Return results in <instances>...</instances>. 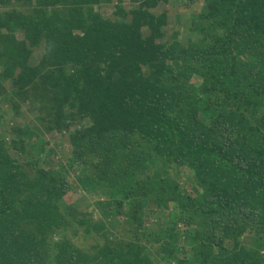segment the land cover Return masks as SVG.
<instances>
[{
  "label": "trees",
  "instance_id": "1",
  "mask_svg": "<svg viewBox=\"0 0 264 264\" xmlns=\"http://www.w3.org/2000/svg\"><path fill=\"white\" fill-rule=\"evenodd\" d=\"M114 1L0 0V264H264V0Z\"/></svg>",
  "mask_w": 264,
  "mask_h": 264
},
{
  "label": "rangeland",
  "instance_id": "2",
  "mask_svg": "<svg viewBox=\"0 0 264 264\" xmlns=\"http://www.w3.org/2000/svg\"><path fill=\"white\" fill-rule=\"evenodd\" d=\"M114 2L117 3L118 1L116 0ZM126 5L129 6L128 3ZM203 5H204V2H202L200 4H194L193 6H191L189 8L188 5L186 4V0H171V2L169 4L163 5L160 10L161 11L166 10L168 12V15H170V24L171 25H174V24H177V26L180 25L181 26V30H183L182 28H185L186 27L185 26V23H188V21H189L188 20L189 15L191 13H197V12H199L200 9H201V7ZM100 12H101V14L103 16L110 17L112 15V13L114 12V8H113V6H103L101 8ZM172 28H175V27H172ZM172 28L169 29L170 30V33L172 32ZM182 33H183V31H182ZM22 113L24 115L18 116V117H16V116H11V117L13 119L14 118H17L19 120L20 124H23V125L29 124L30 126H33L34 123L36 122V118H37L36 116H38V111L29 110V107H28V104H27V105L24 106V110H22ZM11 117L10 116H7V118L1 119V122H0L1 123V125H0V133L4 130L3 127H2L3 125H5L4 128H7V126H8V128H10V126L12 125V122L11 123H8L7 121L9 119H12ZM59 138L60 137H58V139ZM60 141L64 145L65 148L68 147L67 142H66V141H68V139L62 138ZM60 141H58L57 144L60 143ZM65 148H63V149H65ZM36 150H42V149L35 148L34 151H36ZM59 151H60V149H59ZM64 153H65V151H64ZM59 155L61 157H63L62 152H59ZM47 158L48 157L46 155L45 156V159H46V162H47V166L48 167H50V166L53 167L58 162V160L55 159L56 160V163L55 164H51V163H49V161H48ZM72 181H76L75 178H73ZM188 191H190V188H188ZM78 195L81 196L80 194H78ZM72 197H74V196H72ZM88 198L91 201V200H93L95 198V196L89 195ZM148 212H149L148 214H149V217L150 218L147 219V222H153L156 219L154 217L155 212L153 211V208L149 207L148 208Z\"/></svg>",
  "mask_w": 264,
  "mask_h": 264
}]
</instances>
